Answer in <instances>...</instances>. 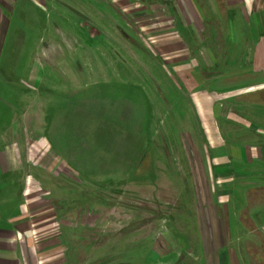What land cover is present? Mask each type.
I'll return each mask as SVG.
<instances>
[{"label":"rangeland","instance_id":"374dc122","mask_svg":"<svg viewBox=\"0 0 264 264\" xmlns=\"http://www.w3.org/2000/svg\"><path fill=\"white\" fill-rule=\"evenodd\" d=\"M102 2L16 8L10 35L19 53L5 49L0 60V81H10L0 86V136L21 124L31 139L47 138L55 161L41 175L46 181L34 172L28 178L31 191L66 208L57 221L64 264H146L151 231L168 226L186 250L199 252L201 136L191 132L183 92L160 65L152 38ZM109 12L115 16L105 18ZM17 187L10 204L0 197L1 223L19 204ZM233 195L238 255L243 264H264V186L244 181Z\"/></svg>","mask_w":264,"mask_h":264},{"label":"crops","instance_id":"0c3cea01","mask_svg":"<svg viewBox=\"0 0 264 264\" xmlns=\"http://www.w3.org/2000/svg\"><path fill=\"white\" fill-rule=\"evenodd\" d=\"M41 1L58 6L63 0H0V60L5 49L19 53L15 33L10 35L16 8ZM85 1L104 4L70 0L77 8ZM105 1L119 8L123 22L137 24L138 35L152 38L150 46L160 65L183 92L192 116L191 132L202 140L197 150L204 196L197 209L196 244L201 250H186L173 229L162 227L151 231L145 243L151 257L144 262L243 264L234 238L240 226L229 200L238 183L264 186V0ZM109 13L105 18L115 16ZM177 34L182 40L175 38ZM2 78L0 86L10 84L8 77ZM24 130L19 124L0 136V197L4 204L13 201V184L18 185L19 197L7 222L0 221V264H64L58 233L62 225L57 221L65 219L66 208L60 198L31 191L28 178L34 172L37 181L45 183L41 175L45 177L55 156L46 137L31 139ZM260 218L264 231V206Z\"/></svg>","mask_w":264,"mask_h":264},{"label":"built area","instance_id":"2783aa9c","mask_svg":"<svg viewBox=\"0 0 264 264\" xmlns=\"http://www.w3.org/2000/svg\"><path fill=\"white\" fill-rule=\"evenodd\" d=\"M33 179L32 177H30V180ZM47 193V192H46Z\"/></svg>","mask_w":264,"mask_h":264}]
</instances>
